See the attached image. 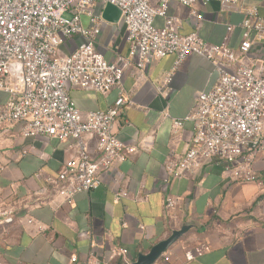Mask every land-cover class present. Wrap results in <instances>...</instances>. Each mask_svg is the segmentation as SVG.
Instances as JSON below:
<instances>
[{
	"label": "crops",
	"instance_id": "0c3cea01",
	"mask_svg": "<svg viewBox=\"0 0 264 264\" xmlns=\"http://www.w3.org/2000/svg\"><path fill=\"white\" fill-rule=\"evenodd\" d=\"M253 7L264 18V0H240L235 8L216 1L207 6L198 3L194 8L203 17L196 29L188 7L173 2L167 14L180 22L182 35L195 33L210 44L226 39L236 50L242 39L238 25ZM154 25L162 27L163 20L155 18ZM73 42L61 52L69 53ZM96 48L107 61L126 57L123 25L105 22ZM173 63L174 56L169 55L153 59L144 70L130 64L121 85L106 94L70 89L82 116L107 110L120 97L130 101L120 108L114 133L135 144V152L115 164L96 190L76 194L71 205L46 183L57 178L70 158V142L24 138L21 125L0 124V204L14 217L0 230V264H87L92 245L106 257L110 247L125 248L132 264L184 225L189 229L153 264H264V160L253 165L263 180L261 186L228 180L222 168L211 163L170 180L163 190L162 164L168 157L183 156L192 128L183 122L174 129L172 120L189 114L195 95L208 90L215 78L208 61L191 55L162 86ZM6 100L0 92V105ZM83 139L94 157L96 138ZM119 190L127 197L115 200ZM168 195L176 201L171 209L165 208Z\"/></svg>",
	"mask_w": 264,
	"mask_h": 264
},
{
	"label": "built area",
	"instance_id": "2783aa9c",
	"mask_svg": "<svg viewBox=\"0 0 264 264\" xmlns=\"http://www.w3.org/2000/svg\"><path fill=\"white\" fill-rule=\"evenodd\" d=\"M211 1L235 8L240 0H0V92L7 95L0 105V124L21 125L24 138L70 142V158L55 180L46 179L66 204L71 205L78 193L96 190L115 164L135 152L134 143L114 133L119 110L130 101L120 97L113 107L82 116L70 89L106 94L121 85L130 64L144 70L153 59L169 55L174 63L162 86L191 55L208 61L215 78L208 90L195 95L189 114L172 120L174 129L183 122L192 128L183 156L168 157L162 164L163 190L170 180L211 163L219 165L228 180L263 184L253 165L264 160V18L254 7L245 11L238 25L242 39L234 50L226 39L210 44L195 33L182 35L180 22L167 14L173 2L188 7L196 29L203 15L194 5ZM107 3L120 11L128 45L127 56L114 61L104 59L96 48L105 23L101 9ZM157 17L163 20L160 28L154 25ZM70 41L73 48L63 54L61 47ZM85 135L96 138L94 157L87 151ZM125 197L123 190L115 193V200ZM175 204L166 196V209ZM13 220L11 211L0 204V230ZM99 249L92 245L87 264H112L115 258L131 264L125 248L110 247L107 257Z\"/></svg>",
	"mask_w": 264,
	"mask_h": 264
},
{
	"label": "water",
	"instance_id": "95a60500",
	"mask_svg": "<svg viewBox=\"0 0 264 264\" xmlns=\"http://www.w3.org/2000/svg\"><path fill=\"white\" fill-rule=\"evenodd\" d=\"M101 18L106 23L118 24L120 20V11L113 5L107 3L101 9ZM188 229L189 226L184 225L179 230L172 231L166 239L154 244L148 253L139 254L132 264H153L166 252L168 247L176 242Z\"/></svg>",
	"mask_w": 264,
	"mask_h": 264
},
{
	"label": "trees",
	"instance_id": "16d2710c",
	"mask_svg": "<svg viewBox=\"0 0 264 264\" xmlns=\"http://www.w3.org/2000/svg\"><path fill=\"white\" fill-rule=\"evenodd\" d=\"M119 264H124L121 260H119Z\"/></svg>",
	"mask_w": 264,
	"mask_h": 264
}]
</instances>
